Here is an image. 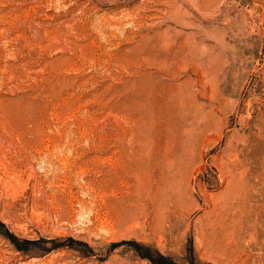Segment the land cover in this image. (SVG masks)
I'll use <instances>...</instances> for the list:
<instances>
[{
  "label": "rangeland",
  "instance_id": "374dc122",
  "mask_svg": "<svg viewBox=\"0 0 264 264\" xmlns=\"http://www.w3.org/2000/svg\"><path fill=\"white\" fill-rule=\"evenodd\" d=\"M0 264H264V0H0Z\"/></svg>",
  "mask_w": 264,
  "mask_h": 264
}]
</instances>
